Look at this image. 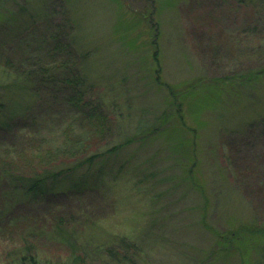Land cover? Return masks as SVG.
I'll return each instance as SVG.
<instances>
[{
    "label": "rangeland",
    "instance_id": "obj_1",
    "mask_svg": "<svg viewBox=\"0 0 264 264\" xmlns=\"http://www.w3.org/2000/svg\"><path fill=\"white\" fill-rule=\"evenodd\" d=\"M74 62L101 130L69 101ZM261 69L264 0H0V171H61L33 199L0 177V264L27 228L37 264H68L59 219L86 264H264L237 235L264 225ZM118 238L131 262L106 256Z\"/></svg>",
    "mask_w": 264,
    "mask_h": 264
},
{
    "label": "trees",
    "instance_id": "obj_2",
    "mask_svg": "<svg viewBox=\"0 0 264 264\" xmlns=\"http://www.w3.org/2000/svg\"><path fill=\"white\" fill-rule=\"evenodd\" d=\"M156 58V57H154ZM76 62H74V74L72 75V80L66 79V83H71L73 87V96L69 98V101L74 105L75 109L77 111H80L82 113L83 121H86L89 126H95L98 129H103L101 127L102 115L97 113L95 108L90 110L88 113L84 111V108H87L89 102L86 99L85 95V89L83 87V80L81 78V74L76 69ZM264 73V69L252 72L250 75L246 76V79L251 78L252 80H256L257 77ZM249 82V80H246ZM95 112V113H92ZM165 119V118H163ZM93 123V124H92ZM165 123V122H164ZM77 141V140H76ZM131 142V139H127L122 145L128 144ZM74 143V141H73ZM74 146V145H73ZM72 150V151H71ZM74 148L68 147L67 149H63L60 153L61 156H67L73 155ZM16 160L7 157L5 159V162L2 164V170L0 171V177L5 179L9 183V186L12 187V189H19L24 191V194L27 195L29 198H37L40 195H45L47 193V190L50 186V184L55 183L56 179L61 175L59 174V171L52 172L51 165L55 163V159H53L52 154L47 155V168H36L35 170L29 172L22 170L19 166V162L22 161V154L20 152L16 153ZM59 155V154H58ZM53 159V160H52ZM63 159V158H62ZM61 159V160H62ZM91 162V161H90ZM26 163V162H22ZM21 165V164H20ZM75 166L71 169H74ZM61 172V171H60ZM51 182V183H49ZM49 186V187H48ZM55 223V222H54ZM245 226L240 227L238 230V239L243 238V233H247V240H258L260 238H264V225L261 226H254L249 224H242ZM53 232L55 235V238L60 243H66L70 246V248L74 251L72 253L71 258L69 259L68 264H86L89 257L93 255L95 252L100 254L99 251H93L88 250L86 251L82 244L78 241V232L76 229H68L66 224H63L62 220H58L55 223V226L53 228ZM41 233V232H40ZM232 235L236 237V230L233 231ZM20 242L18 246H15L13 249H11L8 253L7 259L9 262L7 264H37V242L36 237L39 236V232L37 228H27L26 230H23L20 233ZM233 238V237H232ZM236 239V238H235ZM118 245L122 248L120 249H114V250H106L107 254L106 256L110 257L111 260L115 262L119 261H126L130 257L127 258V251H132V245L129 242H126L124 239H117ZM243 242V239L241 240ZM117 245V246H118ZM98 250V248H97ZM82 251V252H81ZM125 251V252H124ZM66 264V262H64Z\"/></svg>",
    "mask_w": 264,
    "mask_h": 264
}]
</instances>
